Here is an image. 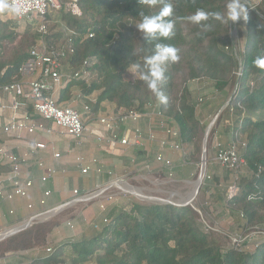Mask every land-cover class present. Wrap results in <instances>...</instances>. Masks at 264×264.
I'll use <instances>...</instances> for the list:
<instances>
[{"label": "trees", "instance_id": "obj_1", "mask_svg": "<svg viewBox=\"0 0 264 264\" xmlns=\"http://www.w3.org/2000/svg\"><path fill=\"white\" fill-rule=\"evenodd\" d=\"M244 1L259 4H254L255 9L246 5L248 20L245 30L239 31L240 52L228 19L230 0H170L173 13L165 19L175 21L174 35L155 41L145 38L136 25L142 20L141 13L157 15L167 0H81L80 17L65 7L58 11L56 20L53 12L48 15L45 44L49 51H66L63 71H77L87 60L93 63V81L66 82L58 99L60 105L71 101L73 88L84 97L97 94L94 103L88 102L94 114L104 103L115 105L117 111L144 112L148 104L159 102L163 114L180 131V141L187 150L185 162L190 167L200 162L205 129L197 117L198 104L190 83L203 79L213 82L219 93L232 90L230 104L216 124L223 119L234 122L231 134L240 146L246 170L230 174L237 178L238 192L230 198L227 190L226 206L246 229L254 231L264 229V69L254 64L258 57H264V0ZM198 10L220 13L223 20L210 16L203 22L207 28L194 24L188 17ZM32 31L20 34L13 22L0 20V87L22 81L20 70L40 41L38 32ZM157 43L176 49L178 60L165 64V78L158 91H153L141 76L147 70L145 58L154 54ZM136 64L141 65L139 77L130 73ZM180 75L184 83L178 90ZM30 113L35 114L32 107ZM164 156L167 158L166 152ZM125 159H146V165L153 162L168 177L167 169L148 156L146 149L129 150ZM5 171L0 166V173ZM173 174L175 177V169ZM78 178H65L61 194L51 190L46 206L39 204L40 211L70 202L71 186H78L76 190L84 195L97 184L90 175ZM14 222L7 220L8 225ZM54 228L47 222L38 223L10 237L1 246L0 259L46 246ZM215 234L202 225L200 213L192 206L131 202L123 208L113 203L81 239L62 244L30 264H264V241L251 251L223 247Z\"/></svg>", "mask_w": 264, "mask_h": 264}, {"label": "built area", "instance_id": "obj_2", "mask_svg": "<svg viewBox=\"0 0 264 264\" xmlns=\"http://www.w3.org/2000/svg\"><path fill=\"white\" fill-rule=\"evenodd\" d=\"M80 1L0 0V5H4L14 19L19 22L29 21L37 27V32L40 35V41L31 50L29 61L20 70L22 81L0 87V91L11 97L9 105L0 99V131L15 140H21L26 134H51L53 129L47 127L45 123L37 121L29 112V108L32 107L36 116L41 120L52 123L65 137L79 144L93 140L107 145L110 149H115L118 146L123 149L145 148L147 143L155 144L159 149L154 158L156 163L167 169L169 172L168 178L173 179L174 164L171 160L166 159L164 154L167 151L179 153L186 164L187 150L180 141L179 129L171 119L166 118L163 114L159 102L148 104L144 112L120 109L117 113L99 118L92 124H88L82 114L73 108L60 105L58 98L54 96L55 93L60 92L65 87L66 82L83 80L90 83L94 79L91 70L93 63L90 60L85 61L79 70H72L67 74L63 71V59L66 57V51H49L45 44V37L49 30L48 15L65 7L73 16L80 17L82 15ZM13 8H18L19 12L13 11ZM92 36L89 35L90 38ZM241 71L242 68L239 69L237 74L239 77L241 76ZM201 102L202 100H199V103ZM8 112H11L10 117H7ZM84 114L88 116V119L91 118L92 112L89 106H84ZM145 120H149V129L146 134L139 127L128 130L122 137L117 134L120 126L128 123L137 124ZM155 125L163 134L162 137H159L154 131L153 127ZM214 140V161L217 164L235 173H238L246 166L241 156L240 146L236 140L233 139L226 146L218 140L217 136H215ZM242 147L244 148L246 145L242 144ZM47 148L46 144L38 142L31 147L27 154L18 156L6 146L0 145V163L9 167V171L6 174L0 175V200L13 201L15 198L28 197L29 191L34 187V182L23 179V167L38 151H45ZM146 151L149 155L150 151L147 149ZM54 157L59 159L61 156L60 154H55ZM84 162V159H78L79 165ZM36 165L44 169V175L41 177L42 183H47L56 177L55 169L45 167L44 163L40 161H37ZM149 168L150 166L147 165V169ZM90 170L91 167L87 166L82 169V172L87 174ZM97 171L99 173L102 172L100 168ZM109 176L112 178L110 183L98 186L96 191L80 195L77 190H74L73 199L68 203L50 209H43L39 212H33L34 206L29 205L28 209L32 212L31 215L21 223L2 230L0 235L6 234V239H9L35 224L46 222L50 217L57 216L71 205L90 202L95 199L109 198V201L114 200V197L107 196L110 189L115 186H119L121 189L129 186L124 179L118 178L112 173H109ZM209 179L210 176L205 172L203 182ZM236 181L237 178L234 179L229 189L230 198L234 197L238 192ZM8 186L13 187L12 192L7 191ZM50 196L51 192L47 191L45 199L40 201L42 208L46 206V199ZM101 209L103 211L106 210L104 204L101 205ZM67 226L71 230L75 229L74 224L70 222ZM47 252L51 253L52 249L49 248Z\"/></svg>", "mask_w": 264, "mask_h": 264}, {"label": "rangeland", "instance_id": "obj_3", "mask_svg": "<svg viewBox=\"0 0 264 264\" xmlns=\"http://www.w3.org/2000/svg\"><path fill=\"white\" fill-rule=\"evenodd\" d=\"M242 3L247 5L246 1L244 0H242ZM254 4H259V1H252L251 5ZM6 10L7 9H4L5 13H7ZM51 15L53 20L59 18L58 11L53 12ZM11 22L14 23L16 30L20 34H23L26 30L30 29L33 30L32 32H37V27L32 25L29 21L19 22L11 16ZM229 23L236 48L240 52L242 41L240 39L239 31L245 30L246 23L243 20H241L239 23H232L229 20ZM130 73L133 76L139 77L135 68L131 69ZM180 77L181 75L179 76L177 81L178 90H180L181 86L183 85V80ZM196 84H200L205 87V89L202 93H200V95L194 94V88H196ZM189 88L193 93L194 100L198 104L197 111L205 112L210 109L213 105H215L213 107V110L211 111V117L203 123L205 129L201 139V158L199 164L195 165L194 169H192V174H194V176H192V174H188V172H185V169H183L180 173H178L180 175L177 174L176 176L175 174V177L173 178V180H171L167 177V175H162V172L158 170V168L153 164V162L149 164L150 168L147 169L146 159L142 162L131 161L126 166L122 163H114V161H112L113 157L111 156V158L109 157V159L105 157L107 159L105 165L109 167L111 165H114L116 167L115 169L118 175L117 177L124 179L129 187H123L121 189V187L115 186L110 189L109 193L107 194V196L109 197H114V200L109 201V198L95 199L90 202L71 205L64 209L57 216L50 217L46 222L50 225H54V230L58 229L59 231H63L66 234L70 231V233L73 234L71 229L67 227V224L69 222L74 224L76 232L83 227L81 226V224L84 226H90L93 223H96L97 219L99 220V217H102L104 214V211L101 209L102 204H104L106 209L107 207H110L113 203H116L118 204V206H121L123 208L131 202L168 204L163 202H157V200L171 201L175 202L176 204H186L187 202L185 199H187L190 194L193 195L196 189V182L199 178L202 169V159L203 152L205 150L204 140L206 131L208 127L213 123L216 116H222V114L226 110L222 109L227 104L232 91L228 90L226 91L227 93L224 94L223 92L219 93L220 95H222L220 96L221 98L218 99L216 98V96L218 95L217 91L214 88V83L203 79L195 81V83L191 82ZM95 96H97V94H95ZM199 98L203 99V103L198 102ZM216 123L214 124L208 135V141L206 146V172L208 176H210V179L205 180L203 182L199 192L195 195L194 201L191 206H193L195 210L200 213L202 225L206 229L216 232V234L214 235L215 239L223 247L243 248L252 251L256 247V245L264 241V229L261 228L258 230L256 229L254 231L246 229L244 227V222L240 218L235 216L226 206L227 190L230 189V187L232 186L234 179L230 176V174H232L233 172L222 168L219 164L214 161V139L216 136L215 132L218 131L220 132V134H223V137H225L224 139L226 140V138L231 135L234 122L232 120L229 122L223 119L218 125ZM212 132H214L213 135ZM64 150H66L65 152L67 162H73L77 149L75 150L73 146L69 147L67 143ZM89 156L90 155L88 154L87 159H90ZM182 163H184L183 160ZM245 170L246 169L243 168L241 169V172ZM177 179H181V181L175 182L174 180ZM64 180L65 178L62 179V181ZM91 187H93V184H91ZM76 189H79V187L71 186V193ZM96 190L97 188H94L91 192ZM134 193L143 199H147L149 197V199L153 198V200H142L135 196ZM5 242V240L0 242V250L2 249L1 246ZM47 246L48 244L44 246L45 248H38L43 250L41 257L49 254L46 251L48 250L46 248ZM52 249L55 248L53 247ZM1 263L2 262H0V264Z\"/></svg>", "mask_w": 264, "mask_h": 264}, {"label": "crops", "instance_id": "obj_4", "mask_svg": "<svg viewBox=\"0 0 264 264\" xmlns=\"http://www.w3.org/2000/svg\"><path fill=\"white\" fill-rule=\"evenodd\" d=\"M4 9L7 8L4 5H0V20H2L3 22L11 21V15L8 9L6 10L7 13L4 12ZM65 73L68 74L70 72L65 71ZM204 89H205L204 86L200 84L199 85L196 84V88H194L195 90L194 94L200 95V93H202ZM60 94L61 91L55 93L54 96L59 99ZM217 95L218 96H216V98L219 99L221 98L220 96L222 94L220 95L219 92H217ZM96 98L97 96L95 95L90 97H84L82 96L78 88H73L71 101L63 104V106L70 107L78 111L80 114L83 115L84 119L88 121V124H92L95 120L99 118L110 116L119 111V110L117 111L115 105L104 103L101 105L100 111L95 114L92 113L91 118L88 119V116L84 114V106L90 107L88 102L94 103ZM0 99L8 105L11 103V97L5 94L3 91H0ZM199 100H202L201 103H203L202 98H199L198 102ZM214 106L215 105H213L210 109H208L205 112L197 111V117L202 124L204 123V121H207L211 117L210 114ZM29 112H30V108H29ZM10 116H11V112H8L7 117ZM33 117L37 121L45 123L47 127L52 128L53 132L51 134H37V135L26 134L21 140H15L14 138L7 136L0 131V145L6 146L9 150H11L14 154L18 156H24L25 154H27L30 151L31 147L38 142L44 143L48 146L47 150L38 151V153L35 154L33 158H31L30 161L23 167V179L32 180L34 182V187L29 191L28 197L15 198L13 201L0 200V217H1L0 231L26 220L28 216H30L32 213L28 209L29 205L34 206L33 212H39L41 209L39 204L42 199H45V193L47 191L52 192L51 190H53L56 191L57 194H61V185H62L61 181L62 179L67 178L68 176L79 177L78 179H80L82 177L90 175L92 178H94L95 183L97 181L95 188L110 183L112 178L109 176V173H112L115 176L118 175L116 173V169H115L116 167L114 165H111L110 167L105 165L106 164L105 162L107 161L105 157L109 159V157L111 156L113 157L112 161H114V163L117 164L122 163L127 166L128 163H130L128 162L127 159H125V153L127 151L129 150L137 151L138 149H143V150L147 149L150 151L149 155H151L152 158H155V155L158 153L159 150L156 145L154 146L150 143H147L145 148H130V149H125V148L123 149L120 146H118L115 149H110L107 145L100 144L93 140H89L79 144L76 141L65 137L60 130L56 129L53 126L52 123L41 120L38 116H36V114H34ZM136 127L141 128V130L146 134L149 129V120L141 121L140 123L137 124L128 123L127 125H122L119 127L117 134L120 137H122L125 135V133L128 130L135 129ZM154 127L158 136L162 137L163 134L159 131L158 127L156 125ZM215 134L218 140L225 146L228 145L233 140L232 134L229 135V137L226 138V140L224 139L225 137H223V134H220V132L217 131ZM67 143L69 147L73 146L75 150L77 149L74 161L70 163H68L66 160V152H65L66 150H64ZM55 154H60L61 157L59 159H56L54 157ZM88 154L90 155L89 156L90 159H87ZM166 156H167L166 159H169L173 162L176 176L183 169H185V172H188V174L190 175L192 174V169H194L195 166L190 167L185 163H182V158L179 153L167 151ZM79 158H82L85 161L82 165H79L78 163ZM37 161L44 163L45 167L47 168L55 169L56 177L47 183H42L41 177L44 175V169L39 168L36 165ZM0 166L7 169V171L0 173V175L6 174L9 171V167L7 165L0 163ZM87 166H90L91 170L87 174H83L82 169L86 168ZM98 168L102 170L101 173L97 171ZM192 176H194V174H192ZM174 181L175 182L181 181V179H177ZM12 190H13L12 186L7 187L8 192H12ZM47 200L48 199H46V202ZM56 206H58V204ZM11 212L13 213L11 214ZM100 219L101 216L99 217V220L97 219L96 222L100 221ZM7 220L16 221V222H14L11 225H8ZM4 221L5 223H3ZM81 226L83 227L76 232H75L76 229L71 230L73 234H71L70 231L66 234L63 231H59L58 229L53 230L48 235V241H47L48 246L46 248L47 249L49 248L52 249L53 247L56 248L67 242H71L76 239H81V237L84 236L88 227L82 224ZM42 252L43 250L41 249H34L21 253H10L7 254L4 258L0 259V262H2L1 264H30L34 259L40 258L42 256Z\"/></svg>", "mask_w": 264, "mask_h": 264}, {"label": "clouds", "instance_id": "obj_5", "mask_svg": "<svg viewBox=\"0 0 264 264\" xmlns=\"http://www.w3.org/2000/svg\"><path fill=\"white\" fill-rule=\"evenodd\" d=\"M143 2V0H141ZM13 11L19 12L18 8H13ZM173 13V5L170 0L164 3L163 8L157 15H144L141 13L142 20L136 25L137 29L145 34V38L150 40H159L160 38H168L174 35L175 21L165 19ZM213 17L217 20H223L220 13H207L203 10H198L195 14L188 17L194 23L207 28L208 25L203 23ZM228 19L232 23H239L241 20L247 22L248 10L242 0H230L228 4ZM178 60L176 49L169 45L157 43L155 44L154 54L146 57L144 64L147 65V70L142 72L141 78L148 84V87L153 91H158L161 82L164 80V66L168 61ZM254 64L260 69H264V57H258ZM134 68L139 71L140 64L134 65ZM159 95V93H158ZM163 99V97H160Z\"/></svg>", "mask_w": 264, "mask_h": 264}, {"label": "water", "instance_id": "obj_6", "mask_svg": "<svg viewBox=\"0 0 264 264\" xmlns=\"http://www.w3.org/2000/svg\"><path fill=\"white\" fill-rule=\"evenodd\" d=\"M246 3L248 5H250L252 7V9H255V6L254 5H251V3L247 2ZM232 34V33H231ZM233 38V36H232ZM240 68L242 66V60L240 59ZM238 85V84H237ZM237 91V86H236V89H235V92ZM230 101L231 99L229 98L227 104L225 105V107L222 109V110H225L228 105L230 104ZM221 114V112H220ZM220 115H217L215 120L213 121V123L208 127L207 131H206V134H205V140H204V147H205V150L203 152V159H202V169H201V173L199 175V178L196 182V186H197V193L199 192L200 188H201V185L203 184V175L205 174L206 172V167H207V160H206V154H207V150H206V146H207V141H208V135L212 129V127L214 126V124L217 122L218 118H219ZM196 193V194H197ZM195 198V197H194ZM194 198L191 200V202H187L186 204H176L175 202H171V201H165V200H157V202H163V203H168V204H174L176 206H179V207H184V206H191L192 205V201H194ZM193 207V206H192ZM194 208V207H193ZM8 239V238H7ZM5 239V241L7 240Z\"/></svg>", "mask_w": 264, "mask_h": 264}, {"label": "bare ground", "instance_id": "obj_7", "mask_svg": "<svg viewBox=\"0 0 264 264\" xmlns=\"http://www.w3.org/2000/svg\"><path fill=\"white\" fill-rule=\"evenodd\" d=\"M190 185H191V184H190ZM196 193H197V186H196V189H195L193 195L190 194L189 197H188L187 199H185L186 202H191V200L195 197ZM134 195L137 196L138 198L142 199V200H148V201H152V200H153V198L149 199V197H148V198L146 197L147 199H143V198L139 197V196H138L137 194H135V193H134ZM183 202H184V201H183ZM192 203H193V201H192ZM6 237H7L6 234H1V235H0V242L3 241V240H5Z\"/></svg>", "mask_w": 264, "mask_h": 264}]
</instances>
